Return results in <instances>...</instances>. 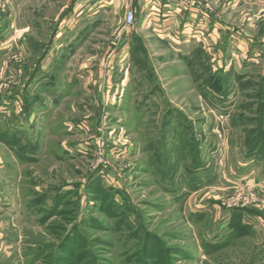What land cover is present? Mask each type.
I'll use <instances>...</instances> for the list:
<instances>
[{
    "label": "rangeland",
    "instance_id": "rangeland-1",
    "mask_svg": "<svg viewBox=\"0 0 264 264\" xmlns=\"http://www.w3.org/2000/svg\"><path fill=\"white\" fill-rule=\"evenodd\" d=\"M150 1L0 0V264H264V4Z\"/></svg>",
    "mask_w": 264,
    "mask_h": 264
},
{
    "label": "trees",
    "instance_id": "trees-1",
    "mask_svg": "<svg viewBox=\"0 0 264 264\" xmlns=\"http://www.w3.org/2000/svg\"><path fill=\"white\" fill-rule=\"evenodd\" d=\"M6 134V133H5ZM4 136V135H3ZM1 137H2V135H1ZM6 137V136H5ZM5 137L3 138V139H5ZM9 140H10V143H15V144H13V145H16V142H18V140H17V137H15V136H13L12 138L11 137H9L8 138ZM80 230H79V228H76V231H74V233H72L74 236L75 235H77L78 234V232H79ZM81 240H82V243H81V245H80V247H79V249L81 250V255L79 256V259L81 258V257H83L84 256V258L86 259V258H88V256H89V251L88 250H86L85 251V249H86V247H87V244H85L84 242L86 241V238L84 237V236H82V238H81ZM168 260L166 261V264H168ZM146 263V261L143 263V264H145ZM76 264V263H75ZM146 264H148V263H146Z\"/></svg>",
    "mask_w": 264,
    "mask_h": 264
},
{
    "label": "crops",
    "instance_id": "crops-1",
    "mask_svg": "<svg viewBox=\"0 0 264 264\" xmlns=\"http://www.w3.org/2000/svg\"><path fill=\"white\" fill-rule=\"evenodd\" d=\"M145 1H147V0H145ZM152 1V0H151ZM150 1V2H151ZM154 1H156V0H154ZM251 1H254L256 4H264V0H251ZM148 2H149V0H148ZM136 3V2H135ZM138 4H140V1H138L137 2V6H138ZM162 4L164 5V8H166V9H169V10H171V9H174L175 7H173L172 6V8L170 7V1L169 0H162ZM149 5H150V3H149ZM175 10V9H174ZM171 12V11H170ZM169 14H173V11L171 12V13H169ZM189 18V17H188ZM187 18V19H188ZM213 18L211 17V20H212ZM210 21V20H209ZM211 22V21H210ZM214 22V21H213ZM211 23V26L214 28V24L215 23ZM241 44H243L244 46H246V45H249V48L250 49H252V48H256L257 47V44L255 43V42H251V41H249L248 42V44H246V43H244L243 41L241 42ZM248 51H249V49H248ZM247 51V52H248ZM253 51V50H252ZM264 183V182H263Z\"/></svg>",
    "mask_w": 264,
    "mask_h": 264
},
{
    "label": "built area",
    "instance_id": "built-area-1",
    "mask_svg": "<svg viewBox=\"0 0 264 264\" xmlns=\"http://www.w3.org/2000/svg\"><path fill=\"white\" fill-rule=\"evenodd\" d=\"M191 5L194 6L193 4H191ZM127 20H128V24L131 25L133 23V21H134V15L132 13H129L127 15Z\"/></svg>",
    "mask_w": 264,
    "mask_h": 264
}]
</instances>
